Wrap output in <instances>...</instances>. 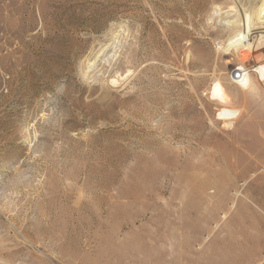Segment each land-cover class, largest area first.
I'll return each mask as SVG.
<instances>
[{
  "label": "rangeland",
  "instance_id": "1",
  "mask_svg": "<svg viewBox=\"0 0 264 264\" xmlns=\"http://www.w3.org/2000/svg\"><path fill=\"white\" fill-rule=\"evenodd\" d=\"M216 5L0 0V264H264V86Z\"/></svg>",
  "mask_w": 264,
  "mask_h": 264
},
{
  "label": "bare ground",
  "instance_id": "2",
  "mask_svg": "<svg viewBox=\"0 0 264 264\" xmlns=\"http://www.w3.org/2000/svg\"><path fill=\"white\" fill-rule=\"evenodd\" d=\"M233 1L236 5H232L229 12L223 11L220 5H216L213 6L214 11L212 14L214 22L229 31L226 40L241 55L236 66L247 70L248 73L241 82H237L233 78L232 80L243 90L250 89L254 83L264 86V0ZM222 45L223 42L219 46ZM115 55L116 49L107 58L108 64H111ZM260 55L262 56L260 57ZM97 60H99V56L91 62L88 61V68L93 69L97 64ZM225 87L220 79H216L213 83L211 96L218 102L228 106L232 98Z\"/></svg>",
  "mask_w": 264,
  "mask_h": 264
},
{
  "label": "built area",
  "instance_id": "3",
  "mask_svg": "<svg viewBox=\"0 0 264 264\" xmlns=\"http://www.w3.org/2000/svg\"><path fill=\"white\" fill-rule=\"evenodd\" d=\"M234 74H233V79L237 82H241L245 79V77L247 76V70L243 69V68H235L234 70Z\"/></svg>",
  "mask_w": 264,
  "mask_h": 264
}]
</instances>
